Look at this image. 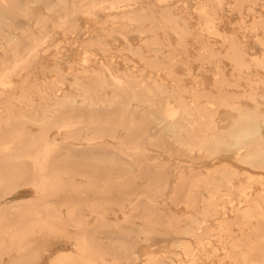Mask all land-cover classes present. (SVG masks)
Instances as JSON below:
<instances>
[{
	"label": "bare ground",
	"instance_id": "1",
	"mask_svg": "<svg viewBox=\"0 0 264 264\" xmlns=\"http://www.w3.org/2000/svg\"><path fill=\"white\" fill-rule=\"evenodd\" d=\"M83 1L0 0V257L10 254L12 264L47 257L53 264H141L145 245V264H264V92L251 87L264 81L248 78L251 67L264 69V17L247 28L260 57L249 58L243 43L219 29L220 13L250 10L256 0H201L193 7L196 26L169 1ZM49 24L89 35L81 41L84 64L67 73L54 65L44 84L23 76L15 92L11 77L30 69L25 57L41 52ZM190 41L199 47L194 61L213 68L214 92L200 81L189 91L176 75V64L188 63L176 57L188 56ZM94 51L103 55L97 67L89 65ZM113 51L142 68H120ZM243 82L248 90L231 91ZM152 147L176 165L152 162ZM197 160L213 161L205 176L184 166ZM184 167L191 177L179 172ZM170 168L181 186L168 193ZM243 174L247 182H237ZM22 189L32 196L3 202ZM167 202L190 212L177 216L164 210ZM165 233L178 234L174 251L151 250Z\"/></svg>",
	"mask_w": 264,
	"mask_h": 264
},
{
	"label": "rangeland",
	"instance_id": "2",
	"mask_svg": "<svg viewBox=\"0 0 264 264\" xmlns=\"http://www.w3.org/2000/svg\"><path fill=\"white\" fill-rule=\"evenodd\" d=\"M149 1L153 2L154 0H149ZM161 1H169V2L174 3L175 6H179L181 8L187 9L186 13H189L191 22L195 23V25L194 24L193 25L196 26V15L194 13L193 7L195 6L197 2L201 0H161ZM83 2H86V0H84ZM260 15L264 17V2L262 0H256L255 4L251 6L250 10H248V8L246 7L241 12L225 10L222 13H220V16H221V22L219 25L220 31L227 35L235 36L241 43H243L246 46V51L249 55V58H255V57L261 56V49L260 47H258L257 43L255 42L254 35L247 30V28L252 24L253 20L257 19ZM49 17L51 19H54V21L56 20L57 22V19H56L57 14L50 15ZM77 18L81 25H88L87 24V22H89L88 16L79 14ZM19 22H20V25L22 26H25V24H27V20L24 18H21ZM89 26L95 27L96 25L93 23H90ZM262 27L264 28V23ZM77 32L70 34V33H67V31H65L64 26L62 25L53 26L52 24H49L48 27L42 31V35H40L41 46L39 49L41 50V52L37 54V56L39 55V57L36 56L37 59L36 57L33 58L30 56L31 53H28L25 58L26 60H28V64L31 65L30 69L23 70L21 71L20 75L11 77V80L15 85L14 91L15 92L19 91V86L21 84L23 76H29V79L31 81H34V80L36 81L37 79L38 83L44 84L45 82H50V80H53V74L49 72L48 70L51 69L56 64H58L65 71V73H67L71 67L77 68L83 65L84 64L83 58L85 57V54H84L85 50L81 46V41L85 40L89 35L88 34L84 35V30H80L78 33ZM131 39L134 40L133 41L134 44H138L139 40H135L137 38L132 37ZM206 41H209V43L212 45L214 44L215 48H218L224 51V47H221V41H219L218 39L210 38V39H207ZM121 43H122L121 41H118V43L116 44L119 45ZM113 46L116 47V45L114 44ZM42 50H45V51H42ZM198 52H199L198 45L190 41V44L188 45V49H187L188 56H184L178 53L176 60H187L188 63L187 64H180V63L176 64L175 66L176 75L181 78L182 85L186 87V89L189 91L197 88L199 84H197L196 82L200 81L201 82L200 87L202 86L201 88H203L207 92L209 91L214 92L215 90L213 89V83H214L213 68H210L206 64L194 61ZM95 55L93 54L89 58V60H91L89 65L93 67H97L99 63L97 61L102 60L103 58V55L100 52H95ZM111 55H113L112 56L113 59L118 62V66L120 68L125 69L127 67L134 71L136 70L139 71V69L142 68V64L139 63L137 60H133L131 62H124L123 57H121L116 51H113ZM220 65L223 68L225 75L230 78L233 73L231 65L225 60H222ZM248 74H249L248 78L251 79V81H255V80L264 81V69L251 67ZM165 82L168 84H172L171 80L166 79ZM256 86L257 87H255L254 84L251 85L252 88H255V89L258 88L257 89L258 92L260 93L264 92V87H262V84H258ZM230 89L233 92L242 93L244 90H248V85L245 82H243L240 84L239 88L237 87V88H230ZM242 103L245 105H249V106L251 105L250 102H246V101H242ZM225 114L226 112L221 110L219 112V118L223 119L225 117ZM220 124L223 125L225 124V122L220 123ZM32 130L36 131L37 129L32 128ZM49 135L51 138L58 137L56 130H51ZM147 154H149V156L153 158L152 162L158 161V159L162 160L165 163H168V165L172 163L176 165L175 163L177 162V160L171 159L167 153H160L159 150L153 147L148 149ZM224 160L226 162L234 164L235 167L240 171V173H245L247 171L242 165L234 162L233 159L231 158H226ZM187 165L192 166L193 173L195 175L205 176L207 172L210 169H212L213 161L197 160V161H194V163L184 162V166H187ZM173 168H170L168 193L174 187L181 186L179 185L180 173L185 174L184 176L186 178L191 177L193 174L186 167L180 169L179 170L180 173H178V170H175ZM248 171L251 173L252 177L260 174V172H255L252 170H248ZM238 179L239 180H237V182H242V183L247 182V179L244 176V174L239 176ZM183 187L187 188V186L185 185H183ZM252 189L258 192L261 190V185L259 184L252 185ZM31 196H32V193L30 192V190L22 189L8 196L7 198H5L3 202L5 204L12 205L13 202H15L17 199H21L24 197L28 198ZM164 210L172 212L180 217H184L186 216V214L190 212L189 209L186 207V205L183 203L171 204L170 202H167V206L164 208ZM109 212L112 213V211H109ZM109 217L110 219H113V220L115 219V216L113 214H110ZM118 217H121V214H119ZM89 219L93 220V218H89ZM233 229L236 233L238 232L237 226L234 225ZM165 234H168V235L161 234L160 235L161 238L159 237V235L156 236L153 242V246L150 248L151 250L156 251V252H159L163 249L165 251L167 250L174 251L171 245L176 241L175 236L178 234H173V233H165ZM179 238H181V236H179ZM65 240L67 239L66 238L62 239V237L58 238L57 236L55 241L65 242ZM58 246L60 245L59 244L57 245L56 247L57 249H58ZM61 248L65 249V246H60L59 249ZM144 251H145V245H142L139 248V254L141 255L140 256L141 259L139 262L141 264H145V260H146V257L144 256V253H145ZM219 253H222V250H219ZM158 255H160V253H158ZM10 258H11L10 254L2 255L0 257V264H12ZM50 259L51 258L47 257L41 264H53L50 262ZM55 264H58V263H55Z\"/></svg>",
	"mask_w": 264,
	"mask_h": 264
}]
</instances>
